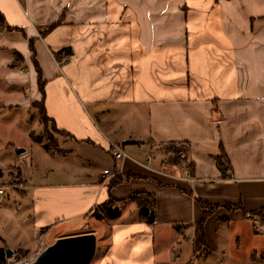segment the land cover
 I'll return each instance as SVG.
<instances>
[{
  "label": "crops",
  "instance_id": "obj_1",
  "mask_svg": "<svg viewBox=\"0 0 264 264\" xmlns=\"http://www.w3.org/2000/svg\"><path fill=\"white\" fill-rule=\"evenodd\" d=\"M0 14V129L40 133L42 99L70 134L33 141L30 176L0 162L20 199L0 213V249L92 232L106 245L94 264H264V0H0ZM108 139L128 157L113 158ZM168 141L186 145L191 170L164 164ZM114 175L125 179L109 186ZM138 192L154 195L153 224ZM109 195L119 216H90ZM200 201L218 205L202 228Z\"/></svg>",
  "mask_w": 264,
  "mask_h": 264
},
{
  "label": "trees",
  "instance_id": "obj_2",
  "mask_svg": "<svg viewBox=\"0 0 264 264\" xmlns=\"http://www.w3.org/2000/svg\"><path fill=\"white\" fill-rule=\"evenodd\" d=\"M62 21V17L60 16V18L49 24L47 26V28L43 31H40L41 34H46L48 31L52 30L53 28H55L56 26L60 25ZM4 18H2V15L0 14V30L4 28ZM4 25V26H3ZM31 46V44H30ZM31 51L33 53L32 55V60H34V65L36 68V72L38 75L37 78V82H38V87L42 93V95H44V80L43 77L41 75V70L40 67L37 63V61L34 59V49L33 46H31ZM72 54V51L70 48H64L61 51L58 52H54L53 56L55 58V60L57 61H62L63 57H69ZM17 59H19V57H17ZM16 62L12 63L10 66L13 67L15 65H17L19 62L15 59ZM39 114H40V118H42L43 124L45 126L46 122H51L53 128L58 131V133L62 134V135H70L67 131H62L59 130L55 127L54 125V121L52 118L47 117V115L45 114V108H44V104L42 103V99L36 104ZM43 126V128H44ZM31 137L33 139V141H41V138L39 136H35L33 134H31ZM44 146L46 148H48L47 144H44ZM162 147L165 149V151L167 152L166 154V158L163 161L165 165H170V166H179L180 164H185V166L187 168H189L191 170L192 168V162L189 159V156H187L186 154V145L183 142H174V141H168L165 142V144L162 145ZM216 163L219 169H221L222 173L224 172V170H227L229 168V159L228 156L225 154L224 151L221 150L219 156L216 157ZM126 177H129L126 176ZM125 179V178H124ZM123 178H121L119 175H114L109 183V186L122 182L124 180ZM108 186V187H109ZM110 190V187H109ZM131 200L135 202L140 215H142L145 218V221L148 224H153L156 220V214H155V198L154 195L152 194H148V193H143V192H138L137 194H133L130 196ZM120 204V201L115 200L111 195H109L108 199L106 201H104L103 203L97 204L94 208L91 209L90 212V216L94 217L95 219L98 220H102V219H115L119 216V210H118V205ZM200 204L203 208H205V211L203 212V218L199 223V227L202 228V224L203 221L205 220V218H207L209 215H211V212L218 207V205H213V204H208V203H204L202 201H200ZM223 207L230 211L238 209V208H242V206L239 205H231L228 203H225V205H223ZM257 215H259L262 219V221L264 222V211L260 210L256 213ZM176 228L178 230H180L181 228L179 227V225H176ZM201 241H203V234H201ZM204 244V241H203ZM0 257L4 258L5 257V252H4V248L0 249Z\"/></svg>",
  "mask_w": 264,
  "mask_h": 264
},
{
  "label": "rangeland",
  "instance_id": "obj_3",
  "mask_svg": "<svg viewBox=\"0 0 264 264\" xmlns=\"http://www.w3.org/2000/svg\"><path fill=\"white\" fill-rule=\"evenodd\" d=\"M43 126L42 129L40 130V133L36 135L39 136L42 139V141L46 142L48 146L57 145L58 142H60L65 136L58 133V131H56L53 128L51 122H46L44 128ZM32 128L35 129V126H33ZM38 148L39 146L37 145V143L35 142L33 143V140L31 139L29 134L25 131V126L23 127L22 125H20L18 126V128L11 127L7 129L4 128L0 129V162H3L6 168L11 169L14 167H18L21 170H24V173L26 175L30 176L32 160L36 158L37 155L36 153ZM20 149L24 150L22 154H18V151ZM4 176H5L4 179L0 181V186L5 190L4 194L0 195L1 214L7 213L9 211L8 206L10 205L13 208H16L20 205L19 204L20 199L18 195H16V192L10 186L11 184H14V182H11V180H13L14 178H18L19 176L16 175L14 171H10L8 174H4ZM15 183L18 182L15 181ZM7 220L3 221V223H9V226L10 225L13 226L16 224V219H12L10 217V221ZM5 225L6 224L4 225L2 224L1 226L4 227ZM40 242H43L44 246L47 247L49 243L51 244L52 240L48 236L46 241L40 240L38 246L40 245ZM96 245H97L96 251L94 253V256L90 264H94L97 255L105 249L106 245L104 238L102 239L99 238L98 242H96ZM11 249H13L14 255L11 257V259L0 257V264H11L23 259L28 260L29 257L32 256L36 251L30 249H25V250H19V249L16 250V248H11Z\"/></svg>",
  "mask_w": 264,
  "mask_h": 264
},
{
  "label": "water",
  "instance_id": "obj_4",
  "mask_svg": "<svg viewBox=\"0 0 264 264\" xmlns=\"http://www.w3.org/2000/svg\"><path fill=\"white\" fill-rule=\"evenodd\" d=\"M24 150L20 149L18 154ZM94 233H82L59 237L47 245L32 261H18L11 264H90L96 251ZM5 258L11 259L13 249L5 248Z\"/></svg>",
  "mask_w": 264,
  "mask_h": 264
},
{
  "label": "built area",
  "instance_id": "obj_5",
  "mask_svg": "<svg viewBox=\"0 0 264 264\" xmlns=\"http://www.w3.org/2000/svg\"><path fill=\"white\" fill-rule=\"evenodd\" d=\"M107 144H109L108 145V150H109L111 156L113 158H115L116 160H120V159H123L124 157H128L127 153L121 147L120 144H117L115 141H112V140H109V139H108V143ZM147 157L150 158L149 156H147ZM102 173H103V175H107L108 174L107 171H105V170ZM186 173H187L186 175L188 176V173L189 172L187 171ZM116 174H118V173H116ZM187 176H185L184 178L189 179L190 181H193V179L188 178ZM16 180L17 179L14 178L13 180H11V182H14V184H15V181ZM14 184H11V185L12 186H15ZM4 192H5V190L2 187H0V194L1 193H4ZM254 225L259 230H263L264 229V225L263 224L254 222ZM38 247L39 248L35 251V253L32 256L29 257L28 260L27 259L26 260L23 259V260H20V261H32V260H34L36 258V256L40 253V251L43 250V248H45L44 243L43 242H40V245Z\"/></svg>",
  "mask_w": 264,
  "mask_h": 264
}]
</instances>
